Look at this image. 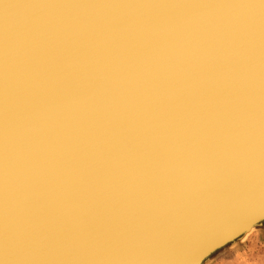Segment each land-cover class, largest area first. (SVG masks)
Listing matches in <instances>:
<instances>
[{
  "label": "snow or ice",
  "instance_id": "obj_1",
  "mask_svg": "<svg viewBox=\"0 0 264 264\" xmlns=\"http://www.w3.org/2000/svg\"><path fill=\"white\" fill-rule=\"evenodd\" d=\"M46 8L167 10L70 28L52 49L5 72L0 264H167L141 258L187 210L224 196L250 150L252 57L237 32L215 30L184 66L161 71L166 37L187 9L259 10V161L264 178V0L259 4H41L0 0L5 36L39 34ZM256 23L249 16L245 27ZM137 37H140L137 39ZM78 115V119L73 117ZM26 141L19 197L9 138ZM264 221V209L259 212ZM255 222V217L253 218ZM201 248L186 264L214 253Z\"/></svg>",
  "mask_w": 264,
  "mask_h": 264
},
{
  "label": "bare ground",
  "instance_id": "obj_2",
  "mask_svg": "<svg viewBox=\"0 0 264 264\" xmlns=\"http://www.w3.org/2000/svg\"><path fill=\"white\" fill-rule=\"evenodd\" d=\"M41 4H238L255 3L260 0H34ZM167 10L157 9H124V8H46L37 12L41 18L39 34L29 36H5L3 21L0 20V258L4 255L3 250V226H4V186H5V166H6V144H5V72L6 68L11 76L9 86L13 85L15 73L21 68L28 58L39 54L43 50L52 49L69 32L70 28L79 26H89L92 24H102L105 21L115 18H124L129 21L143 19L146 16L167 15ZM180 14L187 17L191 23L184 29L179 30L172 36L166 37L170 42V47L166 51L164 59L161 61V71L166 72L175 66H184L190 63L192 58L200 54L197 45L201 44L211 33L219 29L227 32H237L238 43L242 49L251 55V74L249 84L251 94L255 100V121L252 129H259V10L249 12L242 9H187L180 10ZM249 16H252L256 23L254 26L245 27ZM140 37H137L139 39ZM74 119L79 116L75 115ZM26 141L22 142L14 138H9L7 149L8 171L10 182L15 189L13 193L17 198L23 189L25 168L27 167L22 151ZM238 182L234 177L231 186H237ZM203 208V209H201ZM248 210V207H245ZM200 209V210H199ZM211 209H216L221 216V223L226 224L233 220L244 210L233 213H226L221 207V198L197 204L187 210L184 218L195 212L205 213ZM242 209V208H241ZM183 218V219H184ZM219 222V223H220ZM213 228V227H212ZM212 228H206L200 233L201 237L193 244L195 248L208 240L213 233ZM189 229V228H188ZM253 231V230H252ZM247 235V234H246ZM160 246L150 249L141 258L151 259L152 255ZM210 262V261H209ZM181 263V262H180ZM177 263V264H180Z\"/></svg>",
  "mask_w": 264,
  "mask_h": 264
},
{
  "label": "water",
  "instance_id": "obj_3",
  "mask_svg": "<svg viewBox=\"0 0 264 264\" xmlns=\"http://www.w3.org/2000/svg\"><path fill=\"white\" fill-rule=\"evenodd\" d=\"M250 131L252 135L248 144L254 150L247 153L234 175L238 182L237 186H231L229 191L220 197L224 212L236 213L242 210L244 212L226 224L220 222L221 216L217 214L216 209L205 213H199L201 211L198 210L191 212L177 224L166 242L160 245L151 259L164 261L167 264L180 262V264H186L201 248L212 246L211 251L214 254L202 260V264H206L216 259L222 251L242 246L244 243L242 238L249 231L264 230V221L259 218V212L264 209V178H262L259 161V129ZM245 207H248V210ZM254 217L255 222H253ZM206 228H212L210 231L213 233L210 238L192 248L202 236L200 233Z\"/></svg>",
  "mask_w": 264,
  "mask_h": 264
},
{
  "label": "rangeland",
  "instance_id": "obj_4",
  "mask_svg": "<svg viewBox=\"0 0 264 264\" xmlns=\"http://www.w3.org/2000/svg\"><path fill=\"white\" fill-rule=\"evenodd\" d=\"M254 230L242 238V246L222 251L206 264H264V230Z\"/></svg>",
  "mask_w": 264,
  "mask_h": 264
}]
</instances>
